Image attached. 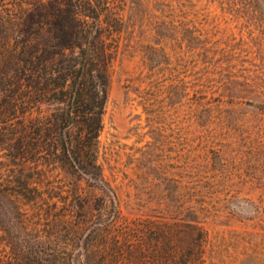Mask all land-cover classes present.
Wrapping results in <instances>:
<instances>
[{
  "label": "rangeland",
  "instance_id": "rangeland-1",
  "mask_svg": "<svg viewBox=\"0 0 264 264\" xmlns=\"http://www.w3.org/2000/svg\"><path fill=\"white\" fill-rule=\"evenodd\" d=\"M116 2L97 149L112 191L15 159L0 123V234L63 264H184L194 237L199 264H264V0Z\"/></svg>",
  "mask_w": 264,
  "mask_h": 264
},
{
  "label": "trees",
  "instance_id": "trees-1",
  "mask_svg": "<svg viewBox=\"0 0 264 264\" xmlns=\"http://www.w3.org/2000/svg\"><path fill=\"white\" fill-rule=\"evenodd\" d=\"M116 5V0H0V123L8 130L12 156L38 163L39 170L58 165L110 192L97 149L108 67L123 25ZM37 183L29 182L25 191L37 192ZM3 236L0 264H63L40 238L30 243ZM199 249L194 237L173 259L199 264Z\"/></svg>",
  "mask_w": 264,
  "mask_h": 264
}]
</instances>
